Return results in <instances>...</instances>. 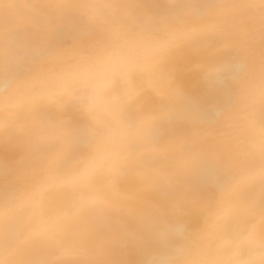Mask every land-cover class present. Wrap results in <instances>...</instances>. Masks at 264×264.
<instances>
[{"label":"bare ground","instance_id":"1","mask_svg":"<svg viewBox=\"0 0 264 264\" xmlns=\"http://www.w3.org/2000/svg\"><path fill=\"white\" fill-rule=\"evenodd\" d=\"M172 260L264 264L262 0H0V264Z\"/></svg>","mask_w":264,"mask_h":264},{"label":"snow or ice","instance_id":"2","mask_svg":"<svg viewBox=\"0 0 264 264\" xmlns=\"http://www.w3.org/2000/svg\"><path fill=\"white\" fill-rule=\"evenodd\" d=\"M200 7L204 8L206 6L205 5H201ZM262 11H264V0H262ZM153 264H160V262H153ZM164 264H182V262L179 261V260H172V261L164 262Z\"/></svg>","mask_w":264,"mask_h":264}]
</instances>
